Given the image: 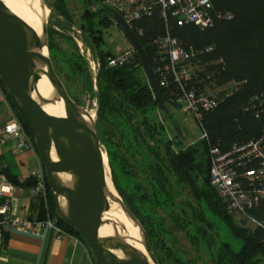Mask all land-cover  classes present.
<instances>
[{
    "label": "trees",
    "instance_id": "trees-1",
    "mask_svg": "<svg viewBox=\"0 0 264 264\" xmlns=\"http://www.w3.org/2000/svg\"><path fill=\"white\" fill-rule=\"evenodd\" d=\"M49 2L52 15L58 18L59 25L73 29L76 25L71 19L68 0ZM211 5L212 20L208 26L200 27L192 23L178 25L171 22L170 30L183 44L192 45L200 52L198 59L205 64L206 69L216 72L214 75L219 83L226 84L233 80L241 82L238 88L230 95L224 96L214 109L204 113L202 117L209 140L227 150L234 143L248 141L260 136L264 131V0H211ZM112 24L116 23L111 13L88 7L83 12L78 27L82 32V40L100 60L97 90L94 89L88 74L87 62L84 61V65L79 60L83 57L77 52L72 59L58 47L53 35V32L58 33L56 29L50 34L48 30V47L54 67L68 91L65 82L68 77L63 76L61 64H58L57 59L59 62L66 61L70 70L77 71L84 80L86 79L85 86L93 91L98 103L95 125L101 143L107 148L114 185L127 208L140 221L159 263L194 264L188 259H183L168 244L172 230L166 226L164 217H159L151 211V205L164 206L175 225L181 228L194 244L203 243L210 250L213 264H264V231L260 227L246 225L244 219L242 220L245 225H237L233 219L235 214L228 211L226 204L210 183L208 139L203 141V150L200 146L184 148L178 142L176 147L173 146L164 126L159 127L151 118L157 109L162 108L155 98L137 52L132 63L118 67L108 65V59L114 52L105 47L104 27L108 28ZM132 29L154 65L153 57L158 49L155 40L164 34L166 22L156 10L134 20ZM209 46L212 49L205 50ZM65 71L68 73L67 69ZM199 74L203 76L204 73ZM0 84L14 115L36 148L34 129L20 104L5 91L1 79ZM161 88L167 98L175 101L177 84L171 82L168 88ZM175 103L182 106L176 101ZM170 106L173 105L168 106V113L162 110L172 117ZM177 134L181 136L178 132ZM122 148L130 155L122 152ZM135 155H139L142 161L131 163V158ZM3 172L15 186L29 190L35 184L33 175L21 180L8 169ZM138 174L148 181L152 191L148 190L142 181L134 182L131 188L125 184V181H130L133 176L139 179ZM182 184L189 187L188 194L195 201H204L215 214L224 219L232 234L243 239L241 248L236 249L226 241H217L211 229L212 224L206 219L205 213L196 207L192 199H183L175 193V186ZM47 185L50 213L57 215L54 193L48 180ZM35 200L38 207L35 218L43 219L46 217L44 202L37 198ZM177 210H180V213ZM252 213L264 221V204H260ZM58 224L85 243L96 263L84 237L60 217ZM158 248L162 250L159 252Z\"/></svg>",
    "mask_w": 264,
    "mask_h": 264
},
{
    "label": "water",
    "instance_id": "water-1",
    "mask_svg": "<svg viewBox=\"0 0 264 264\" xmlns=\"http://www.w3.org/2000/svg\"><path fill=\"white\" fill-rule=\"evenodd\" d=\"M107 10L139 54L155 98L168 113V106L177 104L164 95L146 48L121 13L112 8ZM43 75L52 85L48 97L37 90ZM0 79L34 129L36 150L54 193L57 216L84 237L96 264H160L140 221L120 194L115 198L109 190L108 180L113 185L114 182L103 156L96 117L86 118L90 113L71 96L56 71L48 47L46 18L39 33L4 0H0ZM58 101L63 102L65 116L52 115L44 109L45 104ZM178 133L182 135L181 129ZM114 199L139 228L145 252L123 233V225L106 218ZM106 223L112 225V235L100 234V227Z\"/></svg>",
    "mask_w": 264,
    "mask_h": 264
},
{
    "label": "built area",
    "instance_id": "built-area-1",
    "mask_svg": "<svg viewBox=\"0 0 264 264\" xmlns=\"http://www.w3.org/2000/svg\"><path fill=\"white\" fill-rule=\"evenodd\" d=\"M101 2L104 7L109 5L121 13L131 27L134 20L144 15L156 10L160 13L166 22V29L164 34L155 40L158 49L153 57V69L158 82L161 87L167 88L171 82L177 84L178 93L175 101L186 106L198 120L203 136L209 141L210 183L226 204L228 211L238 215L252 227H260L264 231V221L252 213L260 204H264V131L258 137L234 143L227 150L209 140V134L202 124L203 114L214 109L224 96L230 95L241 82L233 80L226 84L219 83L214 75L216 72L206 69L205 64L198 59L200 52L192 45L183 44L170 30L171 22L178 25L192 23L200 27L208 26L212 20L211 0H101ZM114 20L117 24L115 17ZM73 30L78 32L82 40L81 30L76 26ZM211 49L209 46L205 50ZM85 51L88 56L91 54L89 47H85ZM136 52L130 44L124 51L114 52L108 59V65L118 67L132 63ZM91 68L94 75H97L94 60L91 62ZM202 72L204 74L200 76L199 73ZM94 79L96 80V77ZM4 132L18 139L20 149H36L16 115L6 122ZM32 175L35 177V184L29 192L34 198L44 202L46 217L37 219L16 216L11 211L9 201L2 200L0 247L5 242L6 233L12 228L41 235L47 230H52L57 237L67 233L58 224V216L50 213L49 188L44 169L40 168ZM10 188L2 187L0 196H7Z\"/></svg>",
    "mask_w": 264,
    "mask_h": 264
},
{
    "label": "rangeland",
    "instance_id": "rangeland-1",
    "mask_svg": "<svg viewBox=\"0 0 264 264\" xmlns=\"http://www.w3.org/2000/svg\"><path fill=\"white\" fill-rule=\"evenodd\" d=\"M32 5L34 0H28ZM86 0H68L70 6V15L72 16L71 19L74 21L76 27L80 26L82 21V14L86 8L90 7L92 9L100 8L103 9L104 13H109L108 8H112L109 5L106 7L103 6L101 0H94V2L87 3ZM41 4L47 10L46 21L49 30V34L57 30L58 33H54L53 35L58 42V47L63 51L67 56L71 57L72 59L76 56L78 52L83 59H79L80 62L85 65L87 62L88 67V74L92 79V83L94 85V89L97 90V77L98 72L101 67L100 60L94 55L91 48L81 40L80 35L77 31L70 29V28H63L59 25L58 18L52 15V7L50 6L49 0H40ZM62 18V16H59ZM99 19V17H97ZM105 31V38H106V48L112 50L113 52L120 53L124 51L129 45V41L125 37L122 29L117 24H112L110 27H104ZM79 42L81 44H79ZM81 45V46H80ZM85 47L90 48V55L88 56L85 51ZM83 48V50H82ZM95 61V65L97 67V75H94L93 69L91 68V62ZM58 64H61L62 67V74L63 76L68 77L65 82H67V86L69 88V92L72 94L73 98L77 100V102L86 108L87 110H93L95 112V117L97 116V99L89 88L85 86V80L82 78L81 75L77 73L75 70H70L68 67V63L66 61L59 62L57 59ZM93 65V64H92ZM68 70V73L65 71ZM96 77V80L94 79ZM171 116H168L162 109H157L151 116L152 120H154L158 126H164V131L167 132L168 139L173 142V146L176 147V143H181V145L186 147H197L200 146L201 150H203V141L205 137L203 136L202 129L199 125L198 120L194 117L193 113L184 105L182 106H170ZM178 129H181L182 135L178 136L177 132ZM102 149L107 155V162L109 167L110 166V159L107 153V148L104 144H102ZM126 155H130L129 152L124 151L125 149H120ZM136 157V158H135ZM135 158V159H134ZM141 162L142 159L139 155L133 156L131 158V163ZM111 171V169H110ZM141 174H138L135 178L133 176L130 181H125V184H128L131 188L135 183L142 181V184L150 191H152V187L148 184V181L145 178H141ZM112 177V176H111ZM135 179V180H134ZM137 179V180H136ZM123 184V182H122ZM115 186V185H114ZM116 188V186H115ZM117 190V188H116ZM118 192V190H117ZM119 193V192H118ZM175 193L181 195L183 199H192V201L196 204V207L199 210H202L205 213L206 219L209 223L212 224L211 229H213V234L216 237L217 241H226L234 245L236 249L241 248L243 245V239L240 237L235 236L226 226L224 219L215 214L208 205L205 204L204 201L198 202L195 201L193 197H191L189 193V187L186 185H179L175 186ZM179 197V198H181ZM151 211L159 216L164 217L166 220V226L172 230V235L168 238L167 242L170 246L173 247L174 251L178 253L183 259H188L194 264H213L211 260V253L208 248L203 243L199 245L194 244L187 234L178 226L175 225L174 221L169 217L168 210L162 205H151L149 207ZM180 213V210H177ZM234 222L241 226L245 225L243 220L238 215H234L233 217ZM246 225L252 227L251 225ZM142 239V238H141ZM159 249V252L162 250ZM167 254V253H166Z\"/></svg>",
    "mask_w": 264,
    "mask_h": 264
},
{
    "label": "crops",
    "instance_id": "crops-1",
    "mask_svg": "<svg viewBox=\"0 0 264 264\" xmlns=\"http://www.w3.org/2000/svg\"><path fill=\"white\" fill-rule=\"evenodd\" d=\"M14 115L10 102L0 84V189L11 187L7 196H0V203L7 199L16 216L38 214L35 198L29 190L15 186L6 178L8 169L21 180L43 168L36 149H20L18 139L4 132V125ZM0 264H96L80 238L72 233L57 237L52 230L44 234L25 232L12 228L0 247Z\"/></svg>",
    "mask_w": 264,
    "mask_h": 264
},
{
    "label": "bare ground",
    "instance_id": "bare-ground-1",
    "mask_svg": "<svg viewBox=\"0 0 264 264\" xmlns=\"http://www.w3.org/2000/svg\"><path fill=\"white\" fill-rule=\"evenodd\" d=\"M8 6L16 12L20 17L26 20L31 26H33L39 33H41L42 22L46 18L47 10L41 4L40 0H34L33 5L28 0H4ZM37 90L44 97H48L52 92V85L46 75L38 81ZM44 109L52 115L65 116V109L62 101L56 103L45 104ZM90 115H86V118L95 117V112L93 110H88ZM103 156L107 162V155L103 151ZM108 163V162H107ZM109 190L112 191L115 198L119 197V194L110 180H108ZM106 218L117 220L121 225H123V233H126L130 241L140 250L145 252V248L142 245L141 235L139 228L133 224V222L126 216V214L120 209L119 202L114 199L112 200L111 208L106 212ZM100 234L103 236L112 235L113 227L111 224L106 223L100 227Z\"/></svg>",
    "mask_w": 264,
    "mask_h": 264
}]
</instances>
